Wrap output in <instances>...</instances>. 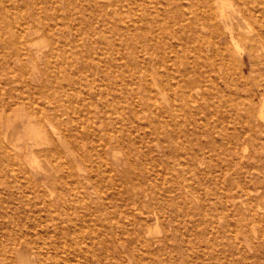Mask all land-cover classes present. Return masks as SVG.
I'll list each match as a JSON object with an SVG mask.
<instances>
[{
  "label": "rangeland",
  "instance_id": "374dc122",
  "mask_svg": "<svg viewBox=\"0 0 264 264\" xmlns=\"http://www.w3.org/2000/svg\"><path fill=\"white\" fill-rule=\"evenodd\" d=\"M41 3V9L58 15L69 31L55 34L53 39L40 33L21 51L14 44L20 22L18 10L7 9L14 21V27H10L0 6V136L5 143L0 141L5 150L0 148V206L6 208L0 207V240L3 241H0V264L9 263L1 256V248L13 236L29 246L21 245L12 264H264V185L257 182L258 170L238 166L228 169L226 163L217 167L207 164L190 167L185 163L192 150L206 144L209 139L206 126L213 121L203 116H188L176 123V133L181 137H174L187 146L179 153L184 161L178 165L172 159L168 160L171 165L150 160L157 154L142 162L144 168H131L125 163L127 140L140 141L144 132L149 134L153 130L151 124L155 122L146 120L150 114L141 113L143 125L151 124L142 127L139 134L135 129L136 121L126 125L119 120L121 112H129L128 66L137 61L135 56L128 58L125 39L142 37L139 28L152 30L153 25L143 18L154 14L155 10L160 14L155 17L154 25L169 33L166 21L181 18L182 12L177 11L179 3L183 10H190L187 2L118 0L121 6L115 0H62L50 5L41 0ZM112 5H119L114 8L116 12ZM121 9L126 10L122 13L126 23L133 25L132 37L124 36L121 29L123 24L119 23L117 14ZM136 15H140L142 26H138ZM173 28L182 33L179 26ZM187 35L183 32L182 38ZM180 41L172 40L174 44ZM237 75L239 70H233L231 76L237 79ZM29 96L34 110L48 106V97L60 100L59 110L72 109L71 116L63 115L61 121L36 123L37 119H33L35 128L44 135V141L39 144L27 135L19 117L31 112L27 105H21L23 100H30ZM52 131L59 133L63 141ZM142 139L144 143L149 142L148 137ZM62 145H67L68 151L61 149L64 166L58 167L46 152ZM245 152L244 158L251 154V149ZM128 171L131 180L127 178ZM183 177L188 180L184 181ZM172 188L180 190L163 199L149 196ZM140 198L143 206L129 205ZM150 208L153 211L149 213ZM117 210L129 213L116 217L112 212ZM91 234H97L98 239L108 238V246L89 247ZM111 235L118 241L112 242Z\"/></svg>",
  "mask_w": 264,
  "mask_h": 264
},
{
  "label": "bare ground",
  "instance_id": "6f19581e",
  "mask_svg": "<svg viewBox=\"0 0 264 264\" xmlns=\"http://www.w3.org/2000/svg\"><path fill=\"white\" fill-rule=\"evenodd\" d=\"M58 1H62V0H46V3L50 5ZM184 1L187 2V7L190 10H185V9L183 10L182 4L181 3L178 4L177 11L180 10V12L178 13L182 12V15L181 18L178 20L166 21L165 25L166 27H168L169 33H167L166 30L164 29H160L158 27V24L154 25V23H156L155 17L159 16L160 14V11L155 10L154 14H148L146 18H143L147 23L153 25V29L145 30L143 27L139 28V31H141L140 33L142 35V37L140 38L132 37L134 34L133 25L128 24V22L126 23L125 18H123L125 16H123L122 13L125 14L127 8L126 10L122 11L121 9L117 12L119 17L118 18L119 23L121 21L123 24V28H121L125 34L123 35L124 36L130 35L132 37V39H128V40L125 39V44H126L125 47H127V50L130 53L128 58L130 59L132 58V56H135L137 59L136 64H134L133 66H128L130 75H129V81L127 83V93L130 97V102L127 107L129 112L126 113L121 112L119 116V120L124 121L126 125H129L136 121L138 125L135 127V129L139 134H141V131L143 129L142 127H149V125L151 124L148 122L146 126L143 125V123L140 121L142 119L140 116L141 113L150 114V117L146 119L147 121L155 120V122L151 124L153 130L149 132V134H147V132H144V137H142L144 139L148 137L149 142L144 143L143 142L144 140L142 138H140V141L133 140V138L127 140V149L125 151L126 154L125 163L129 165L131 168H135V167L144 168V163L142 162L147 161V159H150L151 155L153 154L155 155L157 154L156 158L150 160H159L161 162L164 161V165L165 164L171 165L168 162L169 159H172L173 162L175 161V164L184 161V159H182L179 153L182 150L186 149L187 146L184 145L182 142L177 141V138L174 137V136H177L178 138L181 137V136L179 137L178 134L176 133L175 130V127L177 125L176 123H179L181 119H183L184 117L203 116V119L206 118L208 121L214 122V123H208L206 126L207 136L209 139L205 145L199 146L197 149L192 150L189 154L187 162L185 161V163L190 167H196L203 164H207L212 167H217V166H221V164L225 165V163L228 169L237 166L243 168L250 167L258 170L257 171L258 176H256L257 182L264 185V176L262 175L264 172V0H184ZM115 3L121 6V3H118V0H115ZM41 4H42L41 0H0V6L3 9L2 14L4 16V20L6 19L8 21V23L10 24L8 25L10 27H14V21L12 19L11 12L8 11L7 9L18 10L17 17H19L18 20L20 19L19 20L20 22L16 27L17 30L15 29L16 31H15L14 44L16 43V45H18L20 51L23 47L26 46L27 43H30L33 40V38L39 35L40 33H42L46 37L53 39L55 38V34L60 33L59 35H63V33L69 31L68 29H65L63 27L64 26L63 22L58 15H52L47 11H43L41 9ZM119 5H112L114 12H116L114 8H116V6ZM27 11H32V12H27ZM76 13L78 12H75V14ZM139 16L136 17V22H140L138 26H142L141 24L142 19ZM67 20L69 22V19ZM174 25L179 26V29L182 31V33L176 32V30L173 28ZM68 28L70 29V26H68ZM18 29L20 31H18ZM183 32L184 33L187 32L188 35L186 38L184 37L182 38ZM175 38L180 39L181 41L178 42L177 44H174L172 40H174ZM11 39H13L12 35H11ZM113 46H115L114 43ZM110 48L112 49L111 46ZM235 69L239 70V75H237L238 77L237 79H234L231 76L233 70ZM13 77H16V75L13 74ZM16 79L18 82L20 81L19 78L16 77ZM75 96L74 98H76ZM17 98L20 97L17 96ZM23 98L24 97H21V99ZM29 99L30 100H28L27 102L23 100L21 105L24 104L25 107L27 105L28 108L31 110V112L29 111L27 114H23L24 116L21 115L19 117L22 118L21 125L23 126L27 135L30 137L32 141H34V143L39 144L40 142L44 141V135L42 132H40L38 129L35 128L36 123H40L42 121L50 122L52 120L61 121V117L63 115H67L68 117H70L71 107L70 109L63 108L59 110L57 103H60V100H57L53 97H48V102H49L48 106H45V108L43 109L34 110L35 107L33 105L31 97ZM33 119H37L36 123H34ZM52 132L54 135L58 136V140H60L61 142L63 141V138L62 137L60 138L59 133L55 131ZM3 139L0 136V141L4 143ZM19 141L20 139L17 142ZM152 142L153 144L155 143V146L151 145ZM0 146L2 150L3 146L2 145ZM67 147H68L67 145L66 146L62 145L59 148L58 147L54 148L53 150H51V152H46L50 157L52 156V158H54L53 162H56L58 167L64 166V162L61 159L62 158L61 149L67 150ZM13 148L15 149L16 147L14 146ZM249 148L251 149V154L248 157L244 158L243 152H245ZM25 154H23L24 157ZM213 156L217 158L214 159ZM4 157L2 156L1 158L3 159ZM134 157H137L138 159L136 160ZM180 157H181V161H180ZM4 161L5 160H3V163ZM23 165H25V163H23ZM28 165L29 164H27V166ZM8 170H11V167ZM188 170L186 169L185 172H188ZM130 174H131L130 172L127 173V178L131 180L132 177ZM184 179H185L184 181H186L187 178ZM29 180L30 179L28 178V181ZM3 185L5 184H2V186ZM136 185L137 184H135V186ZM139 187L142 189V185H140ZM179 188L183 189L182 187ZM177 190H178L177 188H172L167 190L164 189L161 190L160 192L153 193L152 195H149L148 194L149 192L145 193V195L146 196L149 195L151 197L155 196L158 199H163L165 196H167V194L173 192L175 193ZM179 194L183 195V193H179ZM246 195H252V194L246 193ZM138 200H139L138 202L133 201L129 205L131 207L134 206L135 208L138 206H143L141 204L142 201L141 198ZM24 203H26V201ZM12 204L14 203L12 202ZM260 205L263 204L261 203ZM150 206L152 207V205ZM1 208L6 209L5 206ZM152 211L153 210L151 209L149 213ZM25 212H27V209L26 211H24V213ZM112 213L114 216L117 217L118 214L127 215L129 211L120 210L118 212L117 210V211H113ZM140 220L141 219H139V221ZM156 221L159 220L156 219ZM22 222H20V225L22 224ZM28 222L30 223V221ZM27 228L29 230V227ZM28 230H26V233ZM31 234L30 236H33ZM96 235L97 234L90 235L87 242L89 247H93L95 244H100L103 245L104 247L108 246V242H107L108 238L107 240L98 239ZM25 236H29V235H25ZM111 238H112V242L114 243L118 241L116 240L115 237H112V235ZM22 244L29 246V244H26L22 240L17 239L16 237L13 236L9 239L8 244L4 245L1 248L2 251L1 256L5 258L4 259L5 261L9 262L7 264L13 263V258L15 257L14 255L19 254L20 247ZM32 249L33 248H30L29 250Z\"/></svg>",
  "mask_w": 264,
  "mask_h": 264
}]
</instances>
